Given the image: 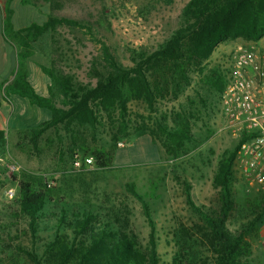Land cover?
<instances>
[{
  "label": "rangeland",
  "instance_id": "1",
  "mask_svg": "<svg viewBox=\"0 0 264 264\" xmlns=\"http://www.w3.org/2000/svg\"><path fill=\"white\" fill-rule=\"evenodd\" d=\"M34 1L36 6L29 9L14 0L16 25L40 22L48 15L87 23L95 36L103 38L110 46L118 62L131 66L133 56L155 49L178 26V14L187 0ZM232 45L233 41L219 43L206 61L205 72ZM31 48L43 64L60 77H70L75 86H93L96 80L94 67L102 71L99 44L86 27L57 25L41 34ZM21 67L28 71L40 94L49 96L52 88L55 99L60 100L56 87L32 58H17V53L13 59L0 57L4 75L10 70L14 75ZM202 75L197 69H191L188 83H180L176 89L169 87L164 97L156 100L153 109H148L143 101H130L128 111L132 123L129 130L132 133L117 141V146L125 147L129 155L117 159L112 156L108 163L104 162V157L115 131L110 121L104 118L95 127L60 123L56 128L46 130L32 144L26 130L48 119L50 111L30 104L25 97L5 96L2 88L0 117L5 120L0 128L4 133L0 156L12 159L20 168L10 173L0 166V260L11 264H33L19 247L33 248L41 253L45 243L54 237L57 219L65 212L66 221H70L71 210L97 213L98 221L106 220L113 227H125L136 236L140 245L145 246L149 227L139 201L126 188L127 183H133L148 202L155 222L159 264H177L176 252L182 244L186 247L184 251L197 252L195 257H188L191 264H212L204 235L206 228L187 205L182 182L191 185V196L198 204L217 212L219 201L217 189L211 183L212 176L220 156L232 148L236 138L225 126L220 90L205 85ZM7 98L10 109L6 105ZM180 113L191 116L192 139L185 142L177 156H168L145 131L148 132L156 122L174 125L176 114ZM139 124L146 128L135 129ZM75 154L92 156L93 164L81 170L74 169L72 157ZM25 179L36 186L44 182L52 199L43 207L45 215L35 235L30 233L28 218L18 210L16 203L17 184ZM47 179L53 181L51 186L47 185ZM233 188L236 200L248 193L239 183L235 182ZM9 189L13 190L11 196ZM238 224L234 216L226 223L231 231ZM60 228V232L69 233V228L62 224ZM263 231L264 217L258 223L257 235L251 233L248 236L251 243L249 258L254 264L262 263L260 241Z\"/></svg>",
  "mask_w": 264,
  "mask_h": 264
},
{
  "label": "trees",
  "instance_id": "2",
  "mask_svg": "<svg viewBox=\"0 0 264 264\" xmlns=\"http://www.w3.org/2000/svg\"><path fill=\"white\" fill-rule=\"evenodd\" d=\"M17 1L23 8L36 6L34 0ZM13 3L14 0L4 3V38L16 47L17 58H32L37 62L61 95L57 101L52 88L49 96L40 94L33 86L28 71L22 67L17 68L10 81L1 83L5 96L17 94L27 98L30 104L50 111L48 119L26 130L30 143L35 144L46 130L56 128L60 123L95 127L105 118L115 127L111 146L105 153V163L112 156L117 159L129 155L125 147L117 146V141L132 133L129 130L132 123L128 111L130 101H143L148 109H153L156 100L164 97L169 87L176 89L180 83H188L191 69L203 74L205 85L221 92L225 84L221 69L213 65L206 72L204 70L216 46L236 39L257 40L264 33V0H187L178 14V26L155 49L137 53L132 57L133 65L123 66L116 60L105 40L96 37L87 23L48 15L40 22L16 25L17 15ZM60 24L86 27L99 44L102 71L94 67L96 80L93 86H75L70 77L57 75L32 50V43L41 34ZM190 119L188 114H176L174 125L156 122L145 134L157 141L166 155L175 157L182 151L185 142L192 139ZM145 128L144 124L135 127ZM3 134L0 129V146L4 142ZM245 138L246 134L243 133L218 160L211 180L218 194L217 212L198 204L191 196V185L182 182L187 205L200 217L206 228L204 235L212 264H254L249 258L251 243L248 236L251 233L257 235L258 223L264 217V193L248 192L236 200L233 188V162ZM126 188L139 201L149 227L145 246L140 245L136 236L125 227H113L106 220L98 221L97 213L71 210L70 221H66L65 212L57 219L54 237L45 243L41 253L33 248L19 247V250L33 264H159L155 222L149 204L133 183H127ZM48 190L44 182L36 186L31 180L25 179L17 184L16 203L18 210L28 218L31 234L35 235L45 215L43 207L46 201L52 200ZM232 216L239 221L234 231L226 225ZM60 224L69 228V233L66 234L64 230L60 232ZM180 246L175 261L177 264H191L188 257H195L197 252H186L183 250L186 247L183 244ZM0 264L11 263L0 260Z\"/></svg>",
  "mask_w": 264,
  "mask_h": 264
},
{
  "label": "built area",
  "instance_id": "3",
  "mask_svg": "<svg viewBox=\"0 0 264 264\" xmlns=\"http://www.w3.org/2000/svg\"><path fill=\"white\" fill-rule=\"evenodd\" d=\"M225 55L216 60L225 76L220 92V108L225 126L240 143L233 162L235 182L248 192L264 193V33L257 40H232ZM122 143H119L121 145ZM93 164V157L75 154L74 169L81 170ZM0 166L10 173L20 168L12 159L0 156ZM53 181L47 179V185ZM13 190L9 189V195ZM260 249L264 264V231Z\"/></svg>",
  "mask_w": 264,
  "mask_h": 264
},
{
  "label": "crops",
  "instance_id": "4",
  "mask_svg": "<svg viewBox=\"0 0 264 264\" xmlns=\"http://www.w3.org/2000/svg\"><path fill=\"white\" fill-rule=\"evenodd\" d=\"M5 1L6 0H0V57L8 56L11 59H13L15 54H16V47L14 46V44L10 40L4 38V36L2 34V17H3V8H4ZM0 74H1L0 75V90H2L1 83H3L4 81H5V83L7 81H10L12 79L13 75H12L11 70L8 72L7 75H4L1 69H0ZM13 96H19V95L12 94L10 97H13ZM7 100H8V98L6 99V105H7L8 109H10L9 105L7 104ZM4 120H5V117H3V118L0 117V128H1V125L4 122Z\"/></svg>",
  "mask_w": 264,
  "mask_h": 264
}]
</instances>
